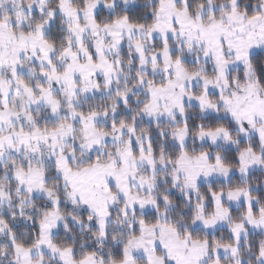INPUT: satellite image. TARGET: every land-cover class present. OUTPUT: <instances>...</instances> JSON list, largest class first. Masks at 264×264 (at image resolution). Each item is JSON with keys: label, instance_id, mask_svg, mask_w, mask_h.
<instances>
[{"label": "snow or ice", "instance_id": "snow-or-ice-1", "mask_svg": "<svg viewBox=\"0 0 264 264\" xmlns=\"http://www.w3.org/2000/svg\"><path fill=\"white\" fill-rule=\"evenodd\" d=\"M0 264H264V0H0Z\"/></svg>", "mask_w": 264, "mask_h": 264}]
</instances>
